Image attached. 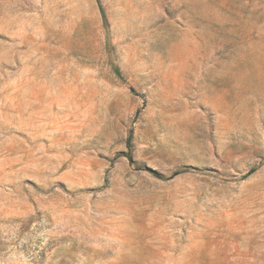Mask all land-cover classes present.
<instances>
[{"label": "rangeland", "instance_id": "rangeland-1", "mask_svg": "<svg viewBox=\"0 0 264 264\" xmlns=\"http://www.w3.org/2000/svg\"><path fill=\"white\" fill-rule=\"evenodd\" d=\"M0 264H264V0H0Z\"/></svg>", "mask_w": 264, "mask_h": 264}, {"label": "trees", "instance_id": "trees-1", "mask_svg": "<svg viewBox=\"0 0 264 264\" xmlns=\"http://www.w3.org/2000/svg\"><path fill=\"white\" fill-rule=\"evenodd\" d=\"M99 12L101 13V15H102V17L104 18L105 17V13H104V10H103V8H102V6L99 4ZM152 172L155 174V175H157V176H159V173H157V172H155V171H153L152 170Z\"/></svg>", "mask_w": 264, "mask_h": 264}]
</instances>
